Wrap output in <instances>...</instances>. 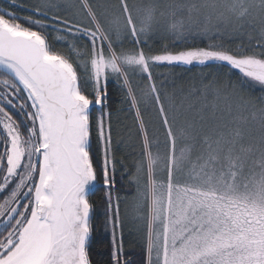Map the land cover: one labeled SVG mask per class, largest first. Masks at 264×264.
<instances>
[{
    "label": "snow or ice",
    "instance_id": "1",
    "mask_svg": "<svg viewBox=\"0 0 264 264\" xmlns=\"http://www.w3.org/2000/svg\"><path fill=\"white\" fill-rule=\"evenodd\" d=\"M0 264H264V0H0Z\"/></svg>",
    "mask_w": 264,
    "mask_h": 264
},
{
    "label": "trees",
    "instance_id": "2",
    "mask_svg": "<svg viewBox=\"0 0 264 264\" xmlns=\"http://www.w3.org/2000/svg\"><path fill=\"white\" fill-rule=\"evenodd\" d=\"M207 71V70H206ZM111 90V89H110ZM115 98V97H114ZM102 223V221H98L97 224H98V227H99V224ZM102 230V229H101Z\"/></svg>",
    "mask_w": 264,
    "mask_h": 264
}]
</instances>
